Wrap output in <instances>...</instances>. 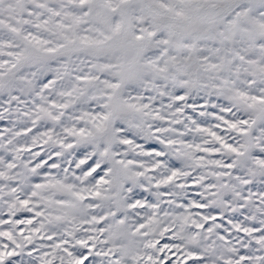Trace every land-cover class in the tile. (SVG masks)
<instances>
[{
  "label": "snow or ice",
  "instance_id": "obj_1",
  "mask_svg": "<svg viewBox=\"0 0 264 264\" xmlns=\"http://www.w3.org/2000/svg\"><path fill=\"white\" fill-rule=\"evenodd\" d=\"M0 264H264V0H0Z\"/></svg>",
  "mask_w": 264,
  "mask_h": 264
}]
</instances>
